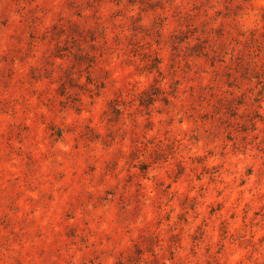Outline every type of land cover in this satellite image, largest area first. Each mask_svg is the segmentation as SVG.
I'll list each match as a JSON object with an SVG mask.
<instances>
[{"label": "rangeland", "instance_id": "obj_1", "mask_svg": "<svg viewBox=\"0 0 264 264\" xmlns=\"http://www.w3.org/2000/svg\"><path fill=\"white\" fill-rule=\"evenodd\" d=\"M0 264H264V0H0Z\"/></svg>", "mask_w": 264, "mask_h": 264}]
</instances>
